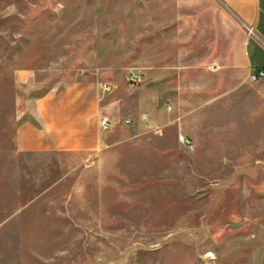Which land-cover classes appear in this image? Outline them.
Here are the masks:
<instances>
[{
    "label": "rangeland",
    "instance_id": "obj_1",
    "mask_svg": "<svg viewBox=\"0 0 264 264\" xmlns=\"http://www.w3.org/2000/svg\"><path fill=\"white\" fill-rule=\"evenodd\" d=\"M213 16L223 52L206 30L171 71L177 33ZM231 16L218 0H0V264H264V77L230 66L246 34ZM180 81L183 120L153 122ZM79 83L109 106L98 127L115 113L99 152L28 149L38 99Z\"/></svg>",
    "mask_w": 264,
    "mask_h": 264
},
{
    "label": "crops",
    "instance_id": "obj_2",
    "mask_svg": "<svg viewBox=\"0 0 264 264\" xmlns=\"http://www.w3.org/2000/svg\"><path fill=\"white\" fill-rule=\"evenodd\" d=\"M221 1L225 5L218 0L220 7L225 6L232 15L229 21L237 27V19L240 20L247 34L243 35L242 40H239L237 35L235 37L230 35L232 36L230 37V44L225 50V52H230V66L240 67L243 77L246 78L255 69H264V0ZM189 21L190 19L186 16H181L176 22L172 23L171 27L177 25L184 28ZM248 28H251L256 36H251ZM206 30L213 32V43L209 45L210 49L207 51L211 52L209 56L216 58L223 52L220 41L216 42V36L221 33V17L213 16L208 20L201 18L198 22V29H193L188 33H177L173 47L167 51L169 52L167 62L171 61V64L167 67L171 68V71L175 67H180V70L183 71L185 69V58L199 56L200 52H206L204 43ZM196 36L198 46L190 48L189 44ZM200 43H202L203 47H199ZM262 84L264 92V80ZM78 85L76 89L71 91L72 95L68 98L43 97L38 99L36 141L33 138L29 143L28 149L39 152H70L85 157H93L99 152L101 147L99 144L103 143V138L109 137L114 122L112 121V126L108 130H104L101 127V119L99 120V127L96 122L103 111H108L109 106L107 108L104 107L105 99L102 98L101 92H99V100H90L85 96V89L88 84L79 83ZM176 88L178 89V94L172 96V109L159 113L156 108L153 122L160 121L162 117L168 118L170 114L169 119H173L174 115L172 113L182 110L183 105L186 104L184 97H182L184 91L183 81L178 82ZM125 102L126 99L124 98L116 99L111 102V106L123 109ZM179 113L180 115L178 116L183 120L184 113L182 114L181 111ZM114 115V112L109 115L111 120ZM182 122L181 126L183 127ZM188 133H190V130Z\"/></svg>",
    "mask_w": 264,
    "mask_h": 264
},
{
    "label": "built area",
    "instance_id": "obj_3",
    "mask_svg": "<svg viewBox=\"0 0 264 264\" xmlns=\"http://www.w3.org/2000/svg\"><path fill=\"white\" fill-rule=\"evenodd\" d=\"M248 32L251 36H256L255 32L251 28H248ZM263 77H264L263 71H260L259 74H257L256 72L251 73V78L253 80H258ZM127 78H128V81L131 82L132 84H139L141 82V76L139 74L133 73V74L128 75ZM113 87L114 86L112 84L106 83L103 85V92L109 93L113 90ZM124 122L130 125L133 123V119L131 117H128V118H125ZM100 125L104 130H108L112 126V121L107 117H103L101 118ZM179 140L185 145H190L192 143L191 139L185 134H181L179 136Z\"/></svg>",
    "mask_w": 264,
    "mask_h": 264
},
{
    "label": "trees",
    "instance_id": "obj_4",
    "mask_svg": "<svg viewBox=\"0 0 264 264\" xmlns=\"http://www.w3.org/2000/svg\"><path fill=\"white\" fill-rule=\"evenodd\" d=\"M260 71L264 72V69H255L253 72H256L257 74H259Z\"/></svg>",
    "mask_w": 264,
    "mask_h": 264
},
{
    "label": "water",
    "instance_id": "obj_5",
    "mask_svg": "<svg viewBox=\"0 0 264 264\" xmlns=\"http://www.w3.org/2000/svg\"><path fill=\"white\" fill-rule=\"evenodd\" d=\"M223 5H225L221 0H219Z\"/></svg>",
    "mask_w": 264,
    "mask_h": 264
},
{
    "label": "bare ground",
    "instance_id": "obj_6",
    "mask_svg": "<svg viewBox=\"0 0 264 264\" xmlns=\"http://www.w3.org/2000/svg\"><path fill=\"white\" fill-rule=\"evenodd\" d=\"M186 106V105H185Z\"/></svg>",
    "mask_w": 264,
    "mask_h": 264
}]
</instances>
